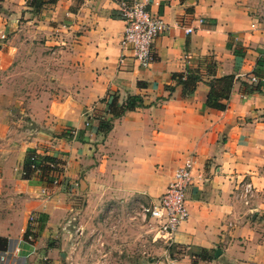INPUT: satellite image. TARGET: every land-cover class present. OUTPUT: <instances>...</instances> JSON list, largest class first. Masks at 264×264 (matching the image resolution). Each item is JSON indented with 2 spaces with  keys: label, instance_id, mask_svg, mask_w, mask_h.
Segmentation results:
<instances>
[{
  "label": "crops",
  "instance_id": "0c3cea01",
  "mask_svg": "<svg viewBox=\"0 0 264 264\" xmlns=\"http://www.w3.org/2000/svg\"><path fill=\"white\" fill-rule=\"evenodd\" d=\"M133 1H146L165 22L147 67L119 45L124 23L115 0H57L36 14L25 0H0V36L7 37L0 66L15 56V38L24 32L43 33V46L61 52L46 86L13 106L36 124L22 151L0 160V186L17 193L15 204L0 210V236L16 243L17 257L43 253L57 264L58 245L45 244L39 255L34 249L54 237L62 199L80 193L82 202L93 194L152 202L189 155L188 217L169 239L182 249L179 264H264V0ZM186 68H197L200 80L184 95L171 75ZM225 75L233 80L220 100L224 109L207 107V82ZM127 96L141 106L103 134L107 102ZM27 149L60 162L51 175L56 184L20 177ZM244 182L251 185L246 194ZM27 228L30 243L21 240Z\"/></svg>",
  "mask_w": 264,
  "mask_h": 264
},
{
  "label": "rangeland",
  "instance_id": "374dc122",
  "mask_svg": "<svg viewBox=\"0 0 264 264\" xmlns=\"http://www.w3.org/2000/svg\"><path fill=\"white\" fill-rule=\"evenodd\" d=\"M41 35L44 36L43 33L24 32L16 37L13 46L15 56L0 66V160L8 156L10 159L20 151V144H27L36 124L24 110L13 107L14 104L17 101L27 102L36 96L35 92L46 86L51 71L59 64L61 52L43 46ZM6 40L7 37L0 38V48ZM29 150L32 149H27L24 156ZM4 162L0 161V165ZM22 174L19 169L20 177ZM38 175L32 172L31 177L39 179ZM56 183L57 179L49 184ZM47 191L42 188L41 194L46 195ZM14 197H17L15 191L0 186V210L14 205ZM67 199H62L59 205L54 237L46 238L43 245L34 249L37 255L45 244H56L58 250L54 258L57 264H179L182 249L157 235L152 221L141 213L140 205L148 200L93 194L82 202L80 193L67 196ZM29 217L32 219L29 220ZM27 221L31 223L33 216H28ZM27 230L26 242L30 243L33 235L30 229ZM42 256L45 254H40L38 259L16 257L18 264H47L49 258L43 259Z\"/></svg>",
  "mask_w": 264,
  "mask_h": 264
},
{
  "label": "built area",
  "instance_id": "2783aa9c",
  "mask_svg": "<svg viewBox=\"0 0 264 264\" xmlns=\"http://www.w3.org/2000/svg\"><path fill=\"white\" fill-rule=\"evenodd\" d=\"M118 4V16L124 26L119 38V45L130 52L132 60L139 67H147L153 60L151 44L160 32L165 29V22L159 16L151 15L145 8L146 1L115 0ZM197 22H201L198 18ZM253 26V24H251ZM185 33L192 32L190 26L184 28ZM1 38L3 36H0ZM122 60L120 56L119 61ZM250 81L256 78L251 76ZM194 160L187 155L173 169L170 180L156 200L140 205L141 213L156 228L157 235L170 239L177 227L187 219L188 210L185 203V191L192 181ZM31 168H33L31 166ZM21 172L22 169L20 168ZM37 175L38 169L33 168ZM56 181V178L52 180ZM251 191L249 182L242 184L244 194ZM32 218L29 217V220ZM19 251L16 243L10 242L6 250L0 251V264H18L16 253Z\"/></svg>",
  "mask_w": 264,
  "mask_h": 264
},
{
  "label": "trees",
  "instance_id": "16d2710c",
  "mask_svg": "<svg viewBox=\"0 0 264 264\" xmlns=\"http://www.w3.org/2000/svg\"><path fill=\"white\" fill-rule=\"evenodd\" d=\"M57 0H25V5L31 9L33 13H38L44 4H53ZM78 3L81 0H76ZM234 53H237L235 50ZM211 63V62H209ZM171 79L175 84H180L183 90V94L187 95L193 91L197 81L200 80L199 73L196 69L186 68L184 72L172 73ZM233 80L232 75H225L222 77H214L207 82L209 91L207 93L206 105L212 109H224V104L220 102L222 99H226L229 93L231 83ZM254 88H250L252 90ZM172 87H168V92L170 93ZM141 106V100L137 96H127L125 100L121 103L116 101L115 97H112L109 102H107V114L109 118L107 120L99 121V129L106 134L111 128L112 120L120 117L124 112L135 109ZM59 161L47 154H36L34 150H29L24 156L21 164V169L24 174L21 175L22 178L29 179L32 175L33 168L39 171V180L43 181L45 184H49L52 181L51 173L55 171H60L58 168ZM31 166L33 168H31ZM29 231L26 229L23 233V240L26 241V237ZM10 244V240L0 236V251L6 250Z\"/></svg>",
  "mask_w": 264,
  "mask_h": 264
}]
</instances>
